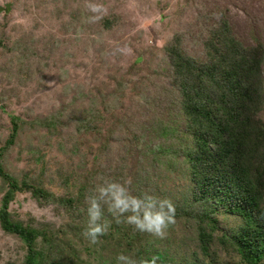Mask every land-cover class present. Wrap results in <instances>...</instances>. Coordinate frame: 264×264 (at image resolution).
I'll return each mask as SVG.
<instances>
[{
  "label": "trees",
  "instance_id": "obj_1",
  "mask_svg": "<svg viewBox=\"0 0 264 264\" xmlns=\"http://www.w3.org/2000/svg\"><path fill=\"white\" fill-rule=\"evenodd\" d=\"M215 5L208 12L198 10L197 28L176 31L165 45L168 84L157 90L145 86L143 91L137 84L131 86L138 96L136 109L146 119L152 112V123L139 120L137 129L127 127L119 137L117 123L107 127V119L118 115L113 105L116 97L102 109L100 101L85 92L79 94L84 103L76 106L78 113L69 110L68 119L61 111L31 120L8 111L10 132L0 145V191H4L0 225L25 243L23 264L63 263L39 247L41 239L57 242L54 233L35 226L33 220L25 222L11 211L19 192H30L41 204L64 206L79 225L76 232L85 239L86 197L105 180L129 179L135 195L148 193L159 198L164 194L176 208V223L159 238L131 225L117 224L105 211L111 226L99 239L112 248L101 264H117L121 253L137 260L155 257L156 264H231L221 250L237 258L239 264H264L263 32L253 24L252 42L243 40L232 20L223 11L216 13L220 7ZM113 16L103 19L104 27L117 23ZM119 82L121 90L126 82ZM6 96L0 93L3 111H7L3 102ZM71 118L76 120L75 129L65 135ZM40 127L46 134L43 140L39 137V143H52L56 138L61 148L79 156L77 167L69 175H61L63 169L57 171L67 187L64 196L44 183L51 165L37 144L27 146L37 162L36 172L19 176L5 161L22 137L30 134L28 129L40 131ZM75 134L79 139L69 148V139ZM58 137L64 141L60 143ZM89 138L99 145L85 147ZM115 140L121 146L116 154L111 149ZM172 177L181 182L165 181ZM69 183L74 185L70 188L74 192L68 191ZM162 183L166 186L163 190L159 188ZM62 241L63 249L69 246ZM71 249L68 264H85Z\"/></svg>",
  "mask_w": 264,
  "mask_h": 264
},
{
  "label": "rangeland",
  "instance_id": "obj_2",
  "mask_svg": "<svg viewBox=\"0 0 264 264\" xmlns=\"http://www.w3.org/2000/svg\"><path fill=\"white\" fill-rule=\"evenodd\" d=\"M89 2L102 4L107 9L103 18L94 23L89 22L92 15L86 6ZM215 4L220 7L216 13L223 11L243 40L252 42L253 24L260 27L264 39V0H0V93L7 95L3 100L7 111L0 107V145L10 132L8 111L26 120L61 111L63 118L68 119L69 110L77 114L76 106L84 103L79 97L81 92L97 98L102 109L116 97L113 105L118 115L107 119V127L117 123L114 125L119 137L127 127L137 129L139 120L152 123V112L146 113L149 115L146 119L136 109L138 96L131 86L137 84L143 91L145 86L157 90L168 84L170 67L165 58V45L176 31L197 28V11L208 12L210 7H217ZM112 15L118 18L117 23L104 27L103 19ZM124 47L130 49L128 54L119 52ZM119 81L126 82L121 90H118ZM75 124L76 120L71 118L64 128L65 135L73 133ZM99 124L103 126L102 121ZM28 132L6 156V163L19 176L36 172L37 162L27 146L37 144L51 165L44 183L57 195L64 196L67 187L63 186L65 181L60 176L69 175L77 167L79 156L61 148L56 138L52 143H39L46 129L30 128ZM78 136L75 134L69 139V148ZM58 138L60 143L64 141ZM90 143L99 145L89 138L84 146ZM119 148L115 140L112 152L119 153ZM58 170L62 171L61 175ZM165 181L181 182L175 177ZM68 186L71 191L74 185ZM165 187L164 183L159 186L162 190ZM150 191L154 189L151 187ZM3 194L0 191V206ZM159 198L165 199L164 194ZM43 203L30 192H19L10 209L25 222L33 220L35 226L54 233L58 243L41 239L39 247L53 254L57 263H70L71 247L83 263L101 264L112 246L107 248L102 239L95 244L82 239L76 232L79 225L64 206ZM62 239L70 243L65 249ZM220 252L231 264H239L237 258H231L224 250ZM26 254L22 239L0 225V264H23Z\"/></svg>",
  "mask_w": 264,
  "mask_h": 264
},
{
  "label": "clouds",
  "instance_id": "obj_3",
  "mask_svg": "<svg viewBox=\"0 0 264 264\" xmlns=\"http://www.w3.org/2000/svg\"><path fill=\"white\" fill-rule=\"evenodd\" d=\"M92 13L89 22L94 23L107 13L104 5L87 3ZM119 52L128 54L130 49L120 48ZM132 181L105 180L96 187L93 193L86 197L87 225L83 235L90 243L95 244L99 238L106 235L111 222L105 219V211L117 224H128L135 230L164 238L170 226L176 223V208L168 199L157 198L144 193L135 195L131 191ZM82 212L85 209H81ZM117 264H156V258L137 260L132 256L121 253L116 258Z\"/></svg>",
  "mask_w": 264,
  "mask_h": 264
}]
</instances>
